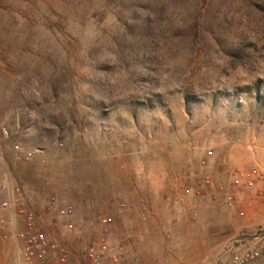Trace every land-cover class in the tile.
Masks as SVG:
<instances>
[{"label": "rangeland", "instance_id": "374dc122", "mask_svg": "<svg viewBox=\"0 0 264 264\" xmlns=\"http://www.w3.org/2000/svg\"><path fill=\"white\" fill-rule=\"evenodd\" d=\"M207 150L215 181L264 169V0H0V202L17 183L40 209L69 181L111 173L115 200L131 190L150 207ZM169 206L192 212L201 264H227L264 226V207L239 219L191 197ZM9 223L0 208V264Z\"/></svg>", "mask_w": 264, "mask_h": 264}, {"label": "built area", "instance_id": "2783aa9c", "mask_svg": "<svg viewBox=\"0 0 264 264\" xmlns=\"http://www.w3.org/2000/svg\"><path fill=\"white\" fill-rule=\"evenodd\" d=\"M13 148L25 161L33 157V151L18 144ZM211 154L207 150L199 160V174L183 172L161 196L164 201L178 204L191 197L221 205L239 219H245L253 208L264 207V169L230 166L215 181L207 170L206 158ZM0 208L10 221L3 237L13 246V256L6 264H138L139 255L130 245L131 227L134 220L146 222L151 216L145 203L133 204L123 198L115 200L113 213L85 216L81 213L89 212L88 201L73 197L68 188L49 193L37 209L33 195L17 183L10 185ZM164 236L170 239L171 232L167 230ZM263 248L264 226L253 240L229 249L227 264H247Z\"/></svg>", "mask_w": 264, "mask_h": 264}, {"label": "crops", "instance_id": "0c3cea01", "mask_svg": "<svg viewBox=\"0 0 264 264\" xmlns=\"http://www.w3.org/2000/svg\"><path fill=\"white\" fill-rule=\"evenodd\" d=\"M137 180L134 181L136 186H133V189L138 186ZM69 182L72 188V190L70 188L71 195L87 200L90 208L93 203L113 204L115 197L112 190L121 183L111 173L100 177L87 176L81 181ZM123 194L127 195L132 203L140 200L131 190ZM147 197L145 199L151 209L149 220L146 222L134 220L131 227L130 245L139 255L138 264H201V251L196 249L198 246L194 243L197 224L191 219L192 212L189 208H184L186 211L175 215L174 207L169 206L161 196L149 194ZM250 212L249 215H252L251 210ZM248 226L252 227L250 221ZM167 230L174 231L171 240H167L164 236Z\"/></svg>", "mask_w": 264, "mask_h": 264}]
</instances>
